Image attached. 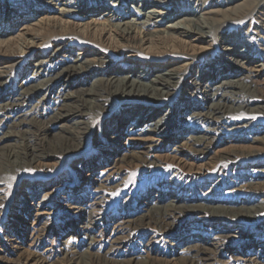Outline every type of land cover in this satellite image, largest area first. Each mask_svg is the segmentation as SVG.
Wrapping results in <instances>:
<instances>
[{
    "label": "bare ground",
    "instance_id": "1",
    "mask_svg": "<svg viewBox=\"0 0 264 264\" xmlns=\"http://www.w3.org/2000/svg\"><path fill=\"white\" fill-rule=\"evenodd\" d=\"M60 3L69 6L58 11L61 19L33 15ZM89 4L92 13L116 11L101 30L97 20L75 22ZM149 4L169 20L182 14L197 20L139 29L110 0H0V22L7 21L0 25V208L6 197L5 215L24 187L16 213L28 218L35 209L32 232L20 237L34 249L24 264H82L75 252L61 255L51 245L39 251L52 225L38 224L50 210L89 211V225L97 224L112 203L119 206L113 233L88 237L85 264H165L156 257L163 252L151 256L152 246L176 234L178 243L187 237L179 264H264V0H144ZM102 32L113 36L110 44ZM182 38L188 45L179 46ZM125 134L129 143L121 148ZM227 139L260 147L230 146L215 154L211 169L196 171L155 155L164 150L195 164ZM49 161L59 171L45 172ZM86 173L95 177L88 204L71 191L49 200ZM242 174L238 183L227 180ZM47 177L41 187L49 192L41 195L34 181ZM154 188L162 196L174 191L161 205ZM232 227H239L236 235L227 233ZM136 237L148 240L144 256L119 253ZM233 244L237 253L230 255Z\"/></svg>",
    "mask_w": 264,
    "mask_h": 264
},
{
    "label": "rangeland",
    "instance_id": "2",
    "mask_svg": "<svg viewBox=\"0 0 264 264\" xmlns=\"http://www.w3.org/2000/svg\"><path fill=\"white\" fill-rule=\"evenodd\" d=\"M110 1L116 6H118L121 12L126 13L125 21L129 22L130 24H132L133 26H136L139 29L141 27H153V28H158V29H163V30L164 29L170 30V27L175 26V24L179 21L184 22V26H188V25H192V22L187 23V20H192V21L197 20V18L194 16H182L183 14L179 15V18H176L175 16L171 20H169L168 18H165L166 16L161 17L156 12L157 11L164 12L165 10L153 4H149L147 6L143 5L144 0H110ZM68 7L69 6H66V4L64 5L63 3H60V4L53 6L52 7L53 10L51 9L52 11L49 10V12H46V8H45L38 12L34 11L33 15L34 17L36 16L37 21L45 20L50 17H52L53 19H61V16L58 14V11L60 9L67 10ZM89 9H90V4H89V8L87 7L84 11H78L77 16L81 20H76L75 22L85 23V22L97 20V22L95 23L96 25L95 28L99 30H101V24H106L107 22L106 15L108 13L112 15L114 12H116L115 10H107L108 7L103 8L100 11L94 12V13L89 12ZM26 17H29V15H27ZM4 22L6 23L7 21L4 20L3 22H0V25H2V23ZM21 26H24L23 22H20L19 24L15 25V28L17 29ZM4 27H7V24ZM18 33L19 31L12 33L11 37L15 38ZM8 34L9 33L6 32L3 34V36H7ZM100 37L105 43H108V44L111 43L112 41L111 39L113 38V36L105 32H102ZM181 41L182 42L179 43L180 47H184L188 45L189 43L184 38H182ZM199 46H204V44H201ZM224 48L225 47L220 46L218 47V50L221 51ZM72 53L74 54V51H72ZM68 54L69 52L63 51L61 52L60 55H61V58H66ZM123 66H125V64H123L121 67ZM30 70L27 72V74H31ZM85 87H88V83L85 84ZM71 90L72 89H70L68 92H71ZM190 125L191 123L188 126L183 127V129L189 128ZM55 132L56 130H53L48 136V138H51V136ZM160 133H162V130L157 131V135ZM128 137L129 136L125 134L123 138L119 140L120 142L119 146H121V148H123V145L128 146V143H129ZM230 141H231L230 139H227L226 142L220 143L219 145L215 146L212 152L209 154V157H207L206 159L202 161L195 162V164H193V162L187 156L174 155V153H170L164 150L156 151L155 155L160 157L161 161L177 162V163H180L183 167L193 168V170L196 171L197 169L196 167H200L201 169H211L214 165L213 157L215 156V154L229 149L230 146H236V147H240V146L257 147L258 146L260 147V145L256 143L248 142V141L247 142L245 141L233 142V143ZM1 151L2 150L0 148V153ZM166 157H174V159H166ZM191 165H195V167L194 166L191 167ZM45 168L46 170L43 168L45 172L59 171L57 170L58 168L57 163L54 161H49ZM103 168H104V165L98 166L96 171L98 172ZM197 177H199V175L198 176L196 175V180L194 181L195 183H198L199 181L198 180L199 178ZM94 178L95 177H92V175L90 177L88 176V173H86L85 176H83V178H80L77 181L73 179L69 181L67 185L63 187L61 192L56 193L53 197H49V200L51 202H54L57 199H60L62 197L66 198L68 191H71L73 193L72 194L73 196L82 195L83 199L85 200V203L88 204L87 201L91 199V196H89L88 193L94 186V182H93ZM244 178L245 176L243 174L242 175H230L227 177V180L238 183L240 180ZM50 180H51V177H47V178H41V180L34 181L35 182L34 184H36L35 185L36 190L39 194L42 195V194L49 192L44 187L43 188L41 187V183H43V181L50 182ZM136 183L139 184L140 180H136ZM195 183H193L192 185H196ZM22 189H24L22 185L18 186V188L16 189L15 193L13 194V200L10 203L11 205L9 206V210L7 211L5 215L3 213H4V207L6 204V197H4L2 206L0 208V264H24L23 263L24 259L28 257L29 254H31L32 251L34 250L29 246V243H30L29 240L20 238L21 236L23 237L24 235H29L32 232L30 224L32 223V221L34 222V215H35V211H34L35 209H32V208L28 214L29 215L28 218L22 217L23 215L21 212L16 213L15 209H18V208L22 209V207H19L18 204L14 202V200L17 199L16 201H19V204H21L22 202H24V199H25L24 196L22 197L24 193ZM79 190L83 191L82 194L80 193L76 194V192ZM172 191L174 190H171L169 193L163 194L162 196V193L158 192L157 188H154L150 191V194L153 197L159 194V196L157 197V200L160 202L159 204L162 205L166 201L164 197H167V198L170 197L172 195ZM137 195H139V193ZM196 195L197 197H200V193L199 194L197 193ZM212 197H215V196H212ZM241 197H248V195H240L238 198L240 199ZM20 198H21V201H20ZM137 198L138 196H135L134 200H137ZM39 201H40V198H36L34 199V201L28 200L27 205H29V207H33V204H36ZM195 202L197 205H202L203 207H206V208L215 206L210 203L199 204L198 201H195ZM117 210H119V206L118 205L115 206V204L112 203L107 209V213L104 219H102L101 222H98L97 224H93V225H89V222H88L90 220V216H88L89 211L86 212L87 214L84 213L80 216H72L73 213H71L70 216L60 215L61 213H56V212L55 214L52 215L53 210H50L49 212L46 211L48 215L43 216L42 221L38 225H41L44 222H48L52 226L50 227V231L48 233L49 235L48 240H45L41 244L38 250L43 251L46 247H49V245H51L56 251L60 252L61 255H63L65 252H68V251L75 252L77 253L76 257L80 258L82 264L87 263V258H86L87 256H85V251H86V243L88 242V237L92 234L93 235L98 234L99 236L101 235L105 238L110 237L111 234L113 233V227L116 222V219L115 218L113 219L114 213H116ZM215 214L217 216H225L223 211L215 212ZM20 216H21V221H19L20 218H16V219L14 218V217H20ZM201 216L204 217L203 219L205 220L207 219L209 221L211 220L213 224H216L215 221L210 218V215H206V213L204 214L202 213ZM251 216L252 215L247 216V217H251ZM92 221L94 220L92 219ZM7 229L11 230V233H7L8 232ZM238 229L239 227H232L229 230H227V233H233L236 235V231ZM176 235L177 236L168 237L166 239H163L161 242L154 244L152 246L153 253L151 252V256L155 257L154 255L155 253H158V251L160 253L163 252L165 254L161 253L162 254L161 256L159 254L156 257L164 259L166 261L165 264H179L180 258L178 254L187 244L186 242L187 237L185 238V241L182 240L181 243H178V240H180L181 238L178 237V234ZM50 241H53V243L50 244ZM147 242H148L147 239L142 240L141 238H137V237L133 238L122 246V250L119 253L127 256L129 255L128 254L129 252H140L141 256H144L143 252L146 251L147 249V245H148ZM237 245L238 244H235V245L233 244V249L231 250V252L229 251L230 255L237 253L236 251L238 249ZM214 246H211V248H214ZM90 252L94 253L95 251L91 250ZM118 259L123 260L127 258L126 257L123 258V256H119Z\"/></svg>",
    "mask_w": 264,
    "mask_h": 264
}]
</instances>
